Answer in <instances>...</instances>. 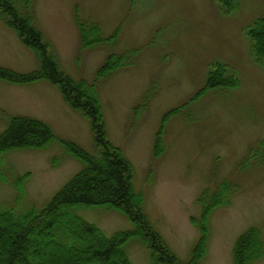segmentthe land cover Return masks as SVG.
<instances>
[{"label":"rangeland","instance_id":"374dc122","mask_svg":"<svg viewBox=\"0 0 264 264\" xmlns=\"http://www.w3.org/2000/svg\"><path fill=\"white\" fill-rule=\"evenodd\" d=\"M13 2L21 14H30L60 69L94 82L106 136L130 161L142 210L164 245L180 259L189 258L199 239L192 216L201 213L200 195L216 190L224 178L229 202L210 211L197 264H234L236 239L248 227H257L264 238V59H256L248 34L264 15V0H232L229 7L221 0ZM76 16L98 22L103 40L80 46ZM110 52L122 54L124 62L97 76ZM216 63L225 66L221 72L230 82L206 86ZM0 64L20 72L40 65L38 50L25 45L1 13ZM14 114L40 118L54 133L44 146L2 155L0 207L23 212L44 205L83 165L63 141L92 153L99 148L87 116L46 78H0V131ZM157 139L161 149L155 152ZM20 175L24 189L18 199ZM77 211L107 235L134 227L108 205ZM124 248L134 264L152 261L139 236H129ZM67 253L47 244L42 257L44 263L55 257L62 263L72 255ZM111 261L118 264L115 257ZM250 264H264V253Z\"/></svg>","mask_w":264,"mask_h":264},{"label":"trees","instance_id":"16d2710c","mask_svg":"<svg viewBox=\"0 0 264 264\" xmlns=\"http://www.w3.org/2000/svg\"><path fill=\"white\" fill-rule=\"evenodd\" d=\"M228 7L232 0H221ZM0 13L13 27L21 41L38 50L40 65L31 71L20 72L0 64V78L15 82H32L46 78L56 84L64 100L87 116L93 131L98 153H92L75 141H63L69 154L83 165L58 188L44 205L28 207L16 212L12 207H0V264H134L128 257L124 243L131 235L139 236L151 249L149 264H197L209 236L208 217L212 208L229 202L227 178L211 193L200 195L201 213L192 216V222L200 228L199 239L188 259H180L160 241L159 233L144 214L142 194L137 192L131 180L130 161L106 136L105 123L94 82L74 79L59 68L49 54L41 31L31 22L30 14H21L13 0H0ZM78 25L80 46L103 40L98 22L80 19ZM251 48L257 60L264 59V15L257 17L248 29ZM124 62L122 54L108 53L97 68V76H103ZM225 66L216 63L208 73L206 86L226 84L230 78L223 75ZM54 133L40 118L26 114H14L0 131V162L3 153L14 148L41 147L50 142ZM159 142V143H158ZM155 152L160 150V140L155 142ZM1 174V171H0ZM2 177V175H0ZM24 175L15 183L17 198L23 195ZM108 205L119 209L133 222L134 227L116 230L107 235L77 211L90 205ZM5 241V243H4ZM47 244L72 254L58 263L52 258L44 263L42 257ZM47 252V251H46ZM264 253V238L255 226L248 227L236 239L233 247L234 264H250Z\"/></svg>","mask_w":264,"mask_h":264}]
</instances>
